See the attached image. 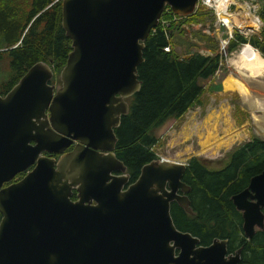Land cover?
I'll return each instance as SVG.
<instances>
[{
    "label": "water",
    "instance_id": "95a60500",
    "mask_svg": "<svg viewBox=\"0 0 264 264\" xmlns=\"http://www.w3.org/2000/svg\"><path fill=\"white\" fill-rule=\"evenodd\" d=\"M195 3L60 0V27L70 42L60 86L38 62L0 96V264L239 263L240 250L227 254L225 240L200 246L173 226L171 203L193 214L181 181L185 163L152 160L127 184L113 154L124 100L140 87L145 39L165 8L184 18ZM230 201L251 239L263 229L264 168Z\"/></svg>",
    "mask_w": 264,
    "mask_h": 264
},
{
    "label": "trees",
    "instance_id": "16d2710c",
    "mask_svg": "<svg viewBox=\"0 0 264 264\" xmlns=\"http://www.w3.org/2000/svg\"><path fill=\"white\" fill-rule=\"evenodd\" d=\"M258 2L256 16L261 23L258 35L245 38L232 31L225 48L227 54L249 45L264 57V0ZM20 5L0 0V63L7 60L6 77L0 80V96L38 62L50 67V84L58 82V73L70 51V42L60 27V0H28ZM198 9L184 18L166 9L169 15L161 14L143 43L142 62L136 68L139 90L124 100L127 114L119 118L113 130L114 155L126 168L129 184L142 165L156 160L151 150L156 141L153 129L198 106L201 88L197 80L210 78L218 68L217 55L191 53L187 59H180L171 50L165 51L170 44L168 33L179 22L199 23L210 18L208 11L205 14ZM161 20H168V26L160 24ZM263 168L264 141L254 137L235 147L219 167H207L196 158L189 159L181 181L189 186V207L193 214H186L171 203L169 215L173 226L197 238L200 246H207L213 239L226 240L227 251L242 247L241 257L246 264H264V219L263 229L245 240L240 214L230 201ZM262 213L264 217V208Z\"/></svg>",
    "mask_w": 264,
    "mask_h": 264
},
{
    "label": "rangeland",
    "instance_id": "374dc122",
    "mask_svg": "<svg viewBox=\"0 0 264 264\" xmlns=\"http://www.w3.org/2000/svg\"><path fill=\"white\" fill-rule=\"evenodd\" d=\"M25 1L28 0H10L11 5L13 2L20 5ZM235 1H239L241 4V10L236 11L238 17L247 11L244 4L250 6L252 18L256 16L258 0ZM198 10L205 14L208 11L205 9ZM208 12L210 18L206 17L204 21L199 23L186 22L185 20L179 22L177 20L179 24L175 25L168 33L170 44L167 51L171 50L180 59H187L191 53L205 56L217 55L219 56L218 68L210 78L197 80V84L201 88L198 106L188 109L178 119L166 120L153 129L152 134L156 141L151 150L156 159H167L187 164L189 159L196 158L203 165L213 168L219 167L226 156L239 144L253 137L264 141V136L258 131V126L264 124V104L260 98H258L259 103L254 101L259 106L257 110V105L255 108L250 106L237 91H228L224 88V81L228 77L236 78L231 75L229 60L239 53L244 46L249 45L237 47L227 54L225 51L226 44L221 47L222 42L220 45L224 30H216L211 12ZM162 13L169 15L166 9ZM254 19L256 20V17ZM160 24L168 26V20H161ZM260 28L261 24L258 25V28L255 27L256 31L253 34L247 33L245 36L258 35ZM180 30L182 33H179ZM232 30L238 31L236 28ZM6 61L3 60L0 63V80L4 79L7 74ZM257 80H260L262 85L264 75L257 77ZM258 122L259 124H257Z\"/></svg>",
    "mask_w": 264,
    "mask_h": 264
},
{
    "label": "bare ground",
    "instance_id": "6f19581e",
    "mask_svg": "<svg viewBox=\"0 0 264 264\" xmlns=\"http://www.w3.org/2000/svg\"><path fill=\"white\" fill-rule=\"evenodd\" d=\"M220 18L221 21L225 23L226 29L228 28V30H231L232 27L229 24V18L223 15H221ZM245 19L246 14H242L240 17H236L235 19L233 18V23L236 25L237 28H239V32L242 35H246V33L243 31V28L246 26L250 28L251 33L255 32V27H257L256 20L252 18L247 21ZM262 57L256 50L252 49V47L244 46L239 53L234 55L229 60V65L231 67V75L236 78L228 77L224 81V88L226 90L237 91L242 96L243 100L246 101L253 108H255V105H257L256 103H254V101L258 102V98L262 99V104H264V81L261 85V81L259 80V82L257 80V77L264 75V58ZM257 107L258 110L259 106L257 105ZM263 107L260 108L263 109ZM257 124H259V122ZM258 131L264 136V124L262 126H258Z\"/></svg>",
    "mask_w": 264,
    "mask_h": 264
},
{
    "label": "built area",
    "instance_id": "2783aa9c",
    "mask_svg": "<svg viewBox=\"0 0 264 264\" xmlns=\"http://www.w3.org/2000/svg\"><path fill=\"white\" fill-rule=\"evenodd\" d=\"M240 2L239 1H235V0H196L195 3V9L200 8V9H205L211 12L213 21H214V25L216 27V30H224L223 35L221 36L222 40L220 41V45L223 42H227L228 40L231 39V33L232 31H236V30H232L233 28H236L237 30L239 28L236 27V25L233 23V18L235 19L236 17H238V14L236 13V11L240 9ZM247 11L244 13L246 14V19L245 20H250L252 19V15H251V8L249 5L244 4ZM257 10V9H256ZM226 16L229 18V24L231 25V30H228V28L226 29V25L225 23H223L221 21L220 16ZM255 15H256V11H255ZM256 17V24L258 23V25H260L261 23H259V19ZM254 19V18H253ZM257 25V28H258ZM222 28V29H221ZM243 31L247 34V33H251L250 28L249 27H244ZM237 33H239V35L246 37L245 35H242L239 30L236 31ZM254 33V32H252ZM224 37V38H223ZM224 39V40H223ZM224 43V44H225ZM243 46V45H242ZM241 46V47H242ZM221 47H223V44L221 45ZM255 50V49H254ZM165 51H167V48H165ZM264 58V57H263Z\"/></svg>",
    "mask_w": 264,
    "mask_h": 264
},
{
    "label": "flooded vegetation",
    "instance_id": "af4514ba",
    "mask_svg": "<svg viewBox=\"0 0 264 264\" xmlns=\"http://www.w3.org/2000/svg\"><path fill=\"white\" fill-rule=\"evenodd\" d=\"M165 9H167V8H165ZM164 9V10H165ZM54 85V88L56 89V88H58L59 86H60V84H53ZM30 143H32V142H30ZM76 144V142H73L72 143V145H70V147L68 148V149H66L63 153H66V152H69L71 149H72V147L74 146ZM114 149H115V147H114ZM114 152H115V150H113V154H114ZM40 155H42V156H45V157H49V158H52V159H54V160H56L59 156H60V154H47V153H41ZM115 156V155H114ZM32 168V167H31ZM31 168H29V169H27L25 172H22V173H19V174H17L9 183H5V184H3V186H6V185H8V184H10L11 182H13V181H17V180H19V179H21ZM125 173H126V171H125ZM113 175H118V172H113L112 173ZM127 184H129L128 182H127ZM189 193V192H188ZM188 193L186 194V197H187V199H188ZM177 194H179V192H177ZM75 192L74 191H72V195H71V197H70V200L71 201H75ZM264 208V207H263ZM262 208V209H263ZM262 209H261V213H262ZM262 215H263V213H262ZM263 219H264V217H263ZM256 231H260V230H256ZM255 231V232H256ZM254 232V233H255ZM253 233V234H254ZM242 236H243V234H242ZM243 238H244V236H243ZM245 239V238H244ZM246 240V239H245ZM250 240V239H249ZM226 241V240H225ZM248 241V240H247ZM209 245V244H208ZM241 249H242V247H237V248H235V250L233 251H227V249H226V251H227V254H233L236 250H240V254H239V263L238 264H246L245 262H243L242 261V257H241Z\"/></svg>",
    "mask_w": 264,
    "mask_h": 264
}]
</instances>
